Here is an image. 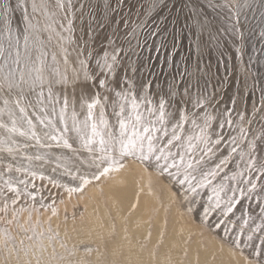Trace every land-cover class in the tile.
<instances>
[{
    "label": "snow or ice",
    "instance_id": "obj_1",
    "mask_svg": "<svg viewBox=\"0 0 264 264\" xmlns=\"http://www.w3.org/2000/svg\"><path fill=\"white\" fill-rule=\"evenodd\" d=\"M127 2L103 0V19L98 26L110 27L119 39L122 25L125 37L135 39L136 47L146 48L152 39L157 52L167 49L170 36L171 52L164 63L176 69L179 65L173 56L183 34L177 25L185 10V21L194 18L197 62L192 66L191 55L182 57L184 70L165 81L164 95L153 80L138 83L127 74L125 60L135 51L130 40L125 41L127 49L124 43L110 41L111 51L98 58L86 50V41L77 44L73 0H16L15 6L11 0H0V222L18 228L17 235L8 227L0 228V248L6 253L0 264H33L31 259L22 260L21 253L25 258L34 256L35 264H51L43 260L45 233L36 232L32 213L50 209L56 215L57 199L63 202L59 190L69 196L81 192L92 181L123 169L129 159L177 185L176 195L187 205V212L200 216L209 231L222 233L221 238L228 237L232 247L241 252L251 248L245 264H264V156L257 155V140L264 142V130L248 138L247 126L252 120L247 112L238 111V121L232 118V112L237 111L236 97H230L231 108H219L221 93L231 81L226 64L223 77L211 75V64L201 66L205 54L211 55L213 40L219 53L217 62L224 63L211 22L200 18L197 0H150L149 11L138 13L134 23L135 5L123 14ZM157 2L164 8L171 3L168 15L159 20L149 15ZM216 6L231 13L235 22L224 31L236 37L243 36L242 9L258 11L264 20V0H223ZM84 7L79 5L81 16ZM17 10L22 27H13ZM137 29L145 32L143 45ZM205 32L208 41L203 39ZM259 35L264 40V28ZM53 39L58 51L48 48ZM131 71L138 69L132 67ZM205 76L216 81L211 92L208 80L202 90L199 88ZM247 87L245 79L243 89ZM193 88H197L195 96ZM260 90V106L253 105L252 113L253 118L259 115L264 120V87ZM240 96L242 99L243 91ZM189 105L199 111H191ZM208 108H213V113ZM226 128L237 134L225 132ZM29 149H35V154H29ZM45 165L54 167L46 172ZM246 200L258 202L259 216L244 209ZM238 205L240 216L236 215ZM25 212L28 227L19 222ZM47 231H52L50 226ZM57 238L58 232L47 237L49 242ZM60 246L66 248L63 242ZM84 251L88 256L93 250L85 246ZM51 255L57 264H115L86 258L65 261L63 256L57 258L54 247Z\"/></svg>",
    "mask_w": 264,
    "mask_h": 264
},
{
    "label": "bare ground",
    "instance_id": "obj_2",
    "mask_svg": "<svg viewBox=\"0 0 264 264\" xmlns=\"http://www.w3.org/2000/svg\"><path fill=\"white\" fill-rule=\"evenodd\" d=\"M15 2L16 0H11L13 6H15ZM30 2L31 0H29ZM37 2L39 3V0ZM50 2H54V0H50ZM130 2L131 0L127 2L128 9L130 4H132ZM172 2L174 3L175 0H172ZM197 3L198 10L213 7L210 1L197 0ZM73 4L76 5L75 13L77 18L75 20L76 31L74 38L77 44L84 45L86 41V50L92 52L97 58L102 56L104 51L110 52L113 47L110 41L114 37L112 29L110 27L98 26L103 19V0H73ZM80 4L85 5L82 16L79 8ZM159 7L163 8L160 12L161 16L168 15L171 3L169 4V8H164L162 4ZM172 11L174 12L175 9H172ZM155 14L159 16L158 12ZM185 15H188L187 10L180 17L181 23L177 25L178 28H183L182 37L178 41L180 44L179 52L186 50L195 51L196 29L194 27V18L185 21ZM38 18L42 21L41 17ZM117 19H119V16ZM207 20L211 22V20ZM215 21L220 23L221 29L219 28L220 31L217 32L218 29L214 30L211 28V31L213 35L220 38L223 30L230 29L232 23L223 22L220 19H215ZM16 26H23L20 10L13 13V27ZM169 27L171 29V25ZM122 28L123 26L121 25L120 30ZM107 35H110L111 39H108ZM228 37L231 40L226 42V45L227 48L232 50L235 43L232 44V36L228 35ZM203 39L208 41L207 32L203 34ZM129 40L135 51L134 54L125 60V63L129 65L127 74L138 83L147 81L151 76V72L148 69V59H146V56L138 54V51L142 49V52L146 54V52L155 50L153 40L148 42V47L146 48L136 47V40ZM235 42L240 50H246L245 48L248 50V48L252 47L251 43L244 44L238 39ZM116 43L122 42L116 41ZM155 43L158 44L157 41ZM140 44L143 45L144 43L140 42ZM124 47L126 49L128 47L126 42H124ZM48 48L52 51H58L55 39L48 45ZM209 48H216L215 40L211 42ZM161 50L171 51L170 39H168L167 49ZM73 58L74 54L70 59ZM132 67L137 68L138 71L133 73L131 71ZM162 88L164 91L160 94L164 95V92L167 91L166 83L162 84ZM153 91H157V89L154 87ZM231 92L232 89L229 87L225 92L226 97L224 95L223 102L219 105L221 111L226 106L225 99H227V96ZM189 106L191 107V105ZM169 110L171 111L172 109ZM255 136H258V134ZM28 153L35 154V149H29ZM34 163L38 164L39 162L34 161ZM51 167H54V165H45L44 170L48 172ZM103 178L106 179L105 177ZM147 183L148 175L143 170V165L132 162L102 182L101 190L98 189V184H92L88 188V192L94 200L88 197L82 199L85 204L84 216L78 221L76 231L73 233V240L70 241V244L74 243L77 246V243L87 242L100 245L102 242H105L108 246L109 254L114 256L121 264H233L234 261L235 263L237 262L236 264H243V258L241 256H234L233 251L231 252L226 247L220 251L216 243L204 246L199 233H195L189 237L192 227L184 226L176 204L170 207L169 223L165 224L166 208L164 205L170 201L174 202V199L171 195H163V202L159 203L156 192H151ZM103 195L106 197L107 202L103 201ZM181 206L182 208H187V205L183 201ZM155 207L158 208V211L156 217H153L152 209ZM113 223H116V226H113ZM115 227L117 232L114 235H110V232ZM149 228L151 229V236L145 245L142 240ZM113 240H116L118 245L112 244ZM157 242L158 247L156 248ZM185 251L187 255L183 257V252Z\"/></svg>",
    "mask_w": 264,
    "mask_h": 264
},
{
    "label": "rangeland",
    "instance_id": "obj_3",
    "mask_svg": "<svg viewBox=\"0 0 264 264\" xmlns=\"http://www.w3.org/2000/svg\"><path fill=\"white\" fill-rule=\"evenodd\" d=\"M84 1V0H80ZM210 1L212 3V8H203L201 10H198L200 13V17L206 18L211 20V28L212 29H221L220 23H217L215 19H220L223 22H231L232 24L235 22L234 18L231 17V13L227 9H221L218 6H216L218 3H223V0H206ZM150 0H131L130 7L132 5H135L134 8H132V20L135 23L137 20V14L141 12H148V5ZM161 4H156V7L154 10L150 12V17H155L157 20L161 17L160 12L162 11V7H159ZM255 8V5L253 6ZM126 9V10H125ZM129 9L127 5L123 9V14H128ZM158 10V11H157ZM158 12L159 16H157L155 13ZM165 14L164 16H166ZM118 17V16H117ZM148 17L145 16H139V19H147ZM170 19V17H169ZM240 24H241V31L243 33L242 38L233 36L230 32H227L223 30V33H221V37L219 38V44H220V50L224 52V55L220 57V60L224 63L218 64L217 62V56L219 53L217 52L216 48L211 49V55L205 54V56L201 60V66L203 67L204 64H211L212 65V72L211 75L213 77H223L226 75V69L225 64L227 65V74L229 76V79L231 81L230 88L232 89V92L229 96H227L226 100V106L231 108L232 104L230 102V97H236L237 99V111L232 112V118L238 121V111H246L247 112V118L252 120L251 125H248L249 128V139H252L254 135L258 134L260 135L261 131L264 130V120H261L259 115H256L253 118L252 108L253 105H255L257 108H259L260 104L259 101L261 99V88L264 87V40H261L260 38V30L264 28V20L260 19V15L258 11H254L253 9H242L240 13ZM91 32V31H90ZM125 29L124 27L120 30L119 39H117L116 36L112 38L111 41H121L124 43L127 40L131 39V37H125L124 35ZM137 35L140 39V42L144 43V35L145 32L143 29H137ZM141 35V36H140ZM233 37V43L234 47L232 50L227 48L226 42L231 40ZM108 39H111L110 35H107ZM171 40V37L168 38ZM241 40L244 44L245 43H251L252 47L245 48L246 50H240V52H237L236 49L239 48L236 46L235 40ZM135 40V39H133ZM152 40L149 39L148 42ZM158 44H160V40H156ZM152 42V41H151ZM236 46V48H235ZM171 51H165L161 50L160 52H157L155 50L146 52H142V49L138 51V54L146 56V59H148V69L151 72L150 79L153 80L155 83L159 84L162 87V84L165 83V81H170L173 75H177L178 71H183L185 67V63L182 61V57H187L191 55L192 60L191 64L192 66L197 61V56L195 51L186 50L181 51L177 50V53L173 56V61L175 64L179 65V69H176L174 67L169 66L167 63H164L166 57L169 55ZM155 63V64H154ZM153 71V72H152ZM123 75V73H122ZM155 79V80H154ZM177 79L179 77L177 76ZM247 79L248 87L246 90L243 89V81ZM205 80H208V91H212V84H214L216 81L215 79H209V77L205 76L200 80L199 88L202 90ZM193 83H195V80H193ZM193 96L197 94V88H193ZM227 91V90H226ZM225 91V92H226ZM243 91V98L241 99L240 93ZM225 92L221 93L224 99ZM249 96L251 97L249 99ZM226 97V95H225ZM215 107V106H214ZM189 108L191 111L196 112L199 111V109L192 108V106ZM209 113H213V108H208L207 110ZM231 131L233 135H236L237 133L235 131H232V129H225V132ZM257 155L258 156H264V142H260V140H257ZM135 162L134 160L129 159L125 166ZM231 167H235L232 165ZM143 170L148 175V187L151 192L155 191L157 199L159 200V203H162V196L163 195H171V197L174 199V202H167L165 203V224L169 223L170 219V207L173 204H176L178 207L179 215L183 221L184 226L192 227V230L190 231L189 237L192 236L195 233H199L202 244L204 246H209L212 243H216L218 245V249L222 251L225 247L230 249V251L233 253L234 256H241L243 258V264H245V260L248 257L249 253L252 251L251 248L244 249L243 252H241L239 249H234L232 245L229 243L228 237H222V233L220 235L216 234V230L209 231L204 225L201 224V218L200 216L189 213L185 208H182V201L177 197L176 193L178 190V186L175 185L173 182L170 181V179L167 176H160L158 173L154 172L152 169H145L143 166ZM115 172L111 173L109 176L105 177L108 179L109 177L113 176ZM102 177L99 181H92V183L84 188L81 192L73 193L71 196H69L63 189L59 190L62 193L61 199L63 202H60V199H57L56 202V210L57 214L52 215L51 210H44L42 209L39 214L36 212L32 213V225L36 227V232L39 233L43 231L45 233V236L43 238V244L45 247V251L43 253V260H49L51 261V264H57V261L52 259V253H53V247L55 248V253L57 254V258L59 256H63L65 261H76L80 260L82 258L89 259L91 261H111L115 262V264H121L119 263L114 256H111L109 254V250L107 249L108 246L105 242H102V244H93V243H85L80 242L77 243V246L75 244H70V241L73 240V233L76 231V225L80 218L84 216V209L85 204L83 203L82 199L90 198L91 200H94L92 195L88 192V188L91 187L92 184H98V189L101 190V183L104 182L106 179ZM41 182L37 180V184H40ZM46 183V182H45ZM72 186H75V183H73ZM53 191H56L55 189ZM103 201L107 202L106 197L102 196ZM48 203H51L48 201ZM257 201L251 200V201H243V207L245 210L249 211L254 216H259V208L257 207ZM158 208L155 207L152 209V216L156 217ZM110 212V210H109ZM28 213H23L20 217V223L25 224V220L27 218ZM236 215L240 216V206H237ZM49 218H50V225H49ZM39 221V223H37ZM258 222V221H257ZM51 227L52 231L48 232L47 229ZM113 226H116V223H113ZM8 227L11 229L13 235H17L18 228L15 224L13 225H5L3 222H0V228ZM25 227H28L27 224H25ZM150 228L146 234V236L143 238V242L146 245L149 241V238L151 236ZM58 232L59 238L54 239L52 242H49L47 237L50 235H53V233ZM116 227L110 232V235H114L116 233ZM31 235V233H29ZM61 242H63L66 245V248H62L60 246ZM31 243L29 241H26V244ZM118 245L116 240L112 241V244ZM258 243V241H257ZM85 246L91 247L92 252L88 256H85ZM111 246V245H109ZM11 247V245H9ZM155 247H158V242L156 243ZM74 253V254H73ZM186 251L183 252V257L186 256ZM6 256V253L3 251L2 248H0V261L3 260V258ZM14 259V256H13ZM21 259H31L33 261V264H35V257L32 255H29V257L25 258L23 256V253H21ZM237 263V262H236ZM235 261L233 264H236Z\"/></svg>",
    "mask_w": 264,
    "mask_h": 264
}]
</instances>
